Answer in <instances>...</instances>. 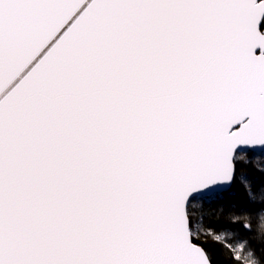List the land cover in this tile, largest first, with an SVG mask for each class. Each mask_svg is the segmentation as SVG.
I'll list each match as a JSON object with an SVG mask.
<instances>
[{
  "label": "snow or ice",
  "instance_id": "1",
  "mask_svg": "<svg viewBox=\"0 0 264 264\" xmlns=\"http://www.w3.org/2000/svg\"><path fill=\"white\" fill-rule=\"evenodd\" d=\"M257 155L264 0H0V264H264Z\"/></svg>",
  "mask_w": 264,
  "mask_h": 264
},
{
  "label": "trees",
  "instance_id": "2",
  "mask_svg": "<svg viewBox=\"0 0 264 264\" xmlns=\"http://www.w3.org/2000/svg\"><path fill=\"white\" fill-rule=\"evenodd\" d=\"M254 161H259L261 163V162H264V159H262L260 156H257V157L254 158ZM229 195L232 196V197H236L237 193H231ZM215 208H216V205H212V207H210L209 210H214Z\"/></svg>",
  "mask_w": 264,
  "mask_h": 264
},
{
  "label": "rangeland",
  "instance_id": "3",
  "mask_svg": "<svg viewBox=\"0 0 264 264\" xmlns=\"http://www.w3.org/2000/svg\"><path fill=\"white\" fill-rule=\"evenodd\" d=\"M257 156H259V155H257ZM257 156H256V157H257ZM261 164L264 165V162H261ZM210 207H212V206H209V209H210Z\"/></svg>",
  "mask_w": 264,
  "mask_h": 264
}]
</instances>
